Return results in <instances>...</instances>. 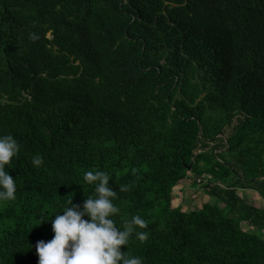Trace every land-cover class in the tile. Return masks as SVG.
<instances>
[{
	"label": "trees",
	"instance_id": "1",
	"mask_svg": "<svg viewBox=\"0 0 264 264\" xmlns=\"http://www.w3.org/2000/svg\"><path fill=\"white\" fill-rule=\"evenodd\" d=\"M9 134L21 151L6 166L17 192L0 203V264H38L37 242L68 200L94 195L83 175L96 170L117 191V227L148 222L122 252L264 264V207L238 193L264 203V0H0ZM188 182L214 202L175 206Z\"/></svg>",
	"mask_w": 264,
	"mask_h": 264
},
{
	"label": "clouds",
	"instance_id": "2",
	"mask_svg": "<svg viewBox=\"0 0 264 264\" xmlns=\"http://www.w3.org/2000/svg\"><path fill=\"white\" fill-rule=\"evenodd\" d=\"M31 38L38 39L35 35ZM20 151L12 135H0V203L16 200L17 183L6 166H11ZM32 164L40 167L42 156L36 155ZM83 179L94 185V195L86 198L82 207L73 205L70 199L62 213L54 215L51 220L54 238L48 242L41 240L35 246L38 264H144L141 257L122 252L121 248L127 247L132 237L147 241L149 232L137 229H147L148 222L136 215L126 221L122 229L117 227L113 217L120 209L113 202L117 191L109 186V174L100 170L86 171ZM120 191L127 188L121 186ZM45 221L41 219L35 227Z\"/></svg>",
	"mask_w": 264,
	"mask_h": 264
},
{
	"label": "rangeland",
	"instance_id": "3",
	"mask_svg": "<svg viewBox=\"0 0 264 264\" xmlns=\"http://www.w3.org/2000/svg\"><path fill=\"white\" fill-rule=\"evenodd\" d=\"M191 175V174H190ZM191 182H188L187 185L185 186H178L177 188H175L174 190V202L173 204L175 206L179 205L180 207H182L183 211H190L192 209H197L198 207L202 206L203 204L207 203L208 201H210V197H207L205 195H203L202 193L198 194L196 196H198L197 198L194 197V194L192 192V190H189L188 187L190 185ZM243 197H248L249 199H251L252 201L257 200L256 196L254 194H249V193H244L242 194ZM214 201H212L211 199V203H213ZM243 229L245 231H249V232H254V229L249 227L246 224H243ZM259 231V230H258ZM257 231V232H258ZM263 236H264V230L259 231Z\"/></svg>",
	"mask_w": 264,
	"mask_h": 264
},
{
	"label": "crops",
	"instance_id": "4",
	"mask_svg": "<svg viewBox=\"0 0 264 264\" xmlns=\"http://www.w3.org/2000/svg\"><path fill=\"white\" fill-rule=\"evenodd\" d=\"M181 186H183V185H181ZM188 189L189 190H192V192L194 193V190H193V188L189 185V187H188ZM243 192L245 193H249V194H254L255 196H256V198H257V200H255V201H252L251 199H249L248 197H243L242 196V194H243ZM239 195L242 197V198H244V199H246V200H248L251 204H254V205H256L257 207H264V203H263V201H262V199L258 196V194L255 192V191H252V190H249V189H239ZM205 196H207V195H205ZM207 197H209V196H207ZM210 201H208V202H211V198L209 199ZM204 205V204H203ZM202 205V206H203ZM202 206H200V207H198V209H201L202 208Z\"/></svg>",
	"mask_w": 264,
	"mask_h": 264
},
{
	"label": "bare ground",
	"instance_id": "5",
	"mask_svg": "<svg viewBox=\"0 0 264 264\" xmlns=\"http://www.w3.org/2000/svg\"><path fill=\"white\" fill-rule=\"evenodd\" d=\"M27 12V11H26ZM24 13V12H23ZM27 16V15H26ZM22 17V16H21Z\"/></svg>",
	"mask_w": 264,
	"mask_h": 264
}]
</instances>
